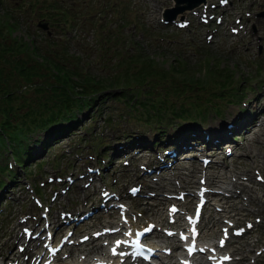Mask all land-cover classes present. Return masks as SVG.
Wrapping results in <instances>:
<instances>
[{"label":"rangeland","instance_id":"obj_1","mask_svg":"<svg viewBox=\"0 0 264 264\" xmlns=\"http://www.w3.org/2000/svg\"><path fill=\"white\" fill-rule=\"evenodd\" d=\"M42 1L45 0H40L41 4L43 3ZM104 1L105 0H55L56 4L60 6L59 8L56 4L52 3L51 0L48 1L49 5L47 7H45L46 4L40 7L37 4L33 5L32 3L34 0H5V3L2 2L3 4L1 3V5L4 9H9V11L14 13V16L18 17L17 20L20 22V26L13 35L23 37L26 41H28L31 35H33L39 46H43L48 51L50 48L55 50V54L59 55L56 57H69L71 59H68L69 65L79 71L81 70L82 73H86V69L91 70L95 75L101 74L105 76L107 71H110L109 73H111L113 70V72H116L115 70L117 69L103 67V65L101 66L103 62L115 64L121 60V66L123 67L124 62L121 59L123 56L129 57L130 54H146L151 57H155L156 62L162 64L165 69H168L172 62L176 61V59L179 60L182 58L183 60H180L179 62L182 66H187L191 62H195L197 69H200L198 71H192V74L189 75H183L179 72H170V74H168V76H170L166 81L154 86V91L159 94L162 92L161 90H163L164 87L171 89L175 84L179 87L187 86L190 78L198 79L200 81V88L187 90L188 87H186L185 89L187 91V95H180L179 99H177L178 94H176V92L171 93L170 99L172 100H181L182 102V98L188 96L190 101L194 104L205 106L206 99H213V101L219 103L220 106L223 105L222 102L227 100L228 97L234 95L236 92L229 87L225 90H220L222 93L220 91L217 93V90L214 87V82H204L205 78L207 80L215 78L218 80H227L230 78V76L226 75L221 77L213 76L211 71H209L212 67H214L217 71L222 70V67L233 71L232 78L236 82V87L241 85L240 80L242 78H246L251 82L253 81V83L254 80H258L254 84L244 82L242 86L254 87V91L259 92L255 86L258 85L262 79H264L261 78L256 71V66L259 67V69H257L259 72L263 70L262 64L259 62L260 60H258L260 58L257 55L252 56L255 55L252 54V46L250 48L248 47V50L245 49L246 46L242 47L241 41H235L234 39L236 37H232L228 31L227 34H229V37L225 36L226 25H215V20H212L210 22V26L208 27L206 24H201L196 18L192 25L190 24L184 28L176 27L172 23L166 26L162 24L160 18L163 11L173 7V0H129V3L125 2L128 4L124 5V13L126 8H129L128 10H130V12L124 15L122 19H118V16L106 12L107 10L105 8V4L103 5ZM106 1L110 3V0ZM211 1L216 4L220 3L219 0H210V2ZM232 1V6L224 7L217 5L218 11L222 12L223 9H227L226 13L231 12L233 14L231 20L236 19L237 16L238 19L242 18V22L237 23L236 27L244 25L241 32H248L246 38H256L255 33L252 31V23L259 21L257 22L258 27L264 26V19L258 18L256 20L255 16L257 11L263 9V0ZM15 6H19L21 11H16L14 9ZM108 6L110 5L108 4ZM44 7L46 10H44ZM102 8L104 10V12L102 11L103 14L106 13V16L110 18V22L108 23L105 22L106 16H103V14L100 16L102 18L98 17V14H100L98 12L99 10H102ZM215 9L210 8V12H214ZM47 10L53 12L50 18L53 20L60 18L66 20L70 17V14L67 11L73 13L71 14V18L68 20V22H71L72 24L69 27V32H66L61 24L50 30V32H52L51 35H48L46 31L39 28L38 21L40 14L46 16L45 13ZM142 11L146 14L141 15L143 14ZM219 12L217 13L219 14ZM184 15H186V18L184 19L189 18L191 21L193 20L190 12L185 13ZM6 16L7 12L5 13V11L1 9L0 20L5 19ZM90 17L94 21L91 20ZM224 19L228 25V18L224 17ZM213 25L218 27V32L220 33L218 35V32L214 33L211 42H208L207 36L209 34L207 29L211 28ZM105 29L112 30V32L115 35L117 34V36H114L111 40L106 41L102 38V35L107 32ZM259 34L262 35V32ZM153 35H160V37L156 36L153 38ZM48 36H52L53 41H49ZM246 38L242 36L243 41H247ZM1 42L7 43L6 40L0 38V43ZM100 42L103 45L104 50H101L98 47ZM134 47L136 48L134 49ZM115 48L118 49L115 51ZM102 53H105V56H100ZM1 54L2 52H0V55ZM101 59H103L102 63L100 62ZM129 61L126 62L128 63ZM120 70L121 69H119V71ZM256 92H254V94L249 93L246 102H260V106H263L264 90L263 93ZM240 105L241 104L238 106ZM238 106H231L230 108L237 110ZM103 109L104 110L101 111V114L98 115L94 121L95 126L90 120L86 122V125L87 123H91L93 135L95 133L98 135L103 133L105 135L104 138L110 141L109 139L112 126H120V128L118 127L116 129L117 135L120 136H122L124 132H130V129H132L136 133V137L142 141L139 149L144 148L140 151L146 153L144 154V157L138 158L140 154L135 156V158L131 161V165L127 167H125V165L128 159L122 162H117L114 167L109 170V172H103L102 176L96 174V183H94V185H89L87 183L90 182V179L88 178L91 174L89 167L96 164V156L94 155L96 152L92 151L93 147L89 145L88 142H84L83 138L85 137V132L83 131V128L81 129L82 131L80 130L77 132L78 134L72 135V139H65L63 143L56 146L50 151V154L44 158V165L42 169L39 167L34 169V172L32 173H34L33 175L35 177L32 176L31 178L21 180L22 185L18 188L19 190L12 193L10 196L11 201L9 202V206L0 213V257H9L15 251L11 249V243L6 242L12 231L15 233L21 232V226L18 224L21 222V217H23V215L35 212H37V215H41V212L44 213L46 211H51V215H56L57 217L60 216L61 211H68V209L72 210L75 208L82 211L83 209H86L83 203L86 196H90L89 199L93 198L92 192L96 188L101 190L103 187H109L113 188L118 193L123 191L128 194V187H130V183H134L133 185L138 183L135 179L143 173V170L138 172L136 175L134 168H137L139 163H146L148 161L146 157L151 153L150 150L153 143V136L150 131L153 130H151V127H145L143 125V120L139 121L137 117H134V112L130 111L128 106L125 105L123 101H113L109 99ZM129 112L130 114H128ZM91 135V133L88 134L89 138H91ZM262 139V142L264 143V136ZM238 141L244 144L247 143L245 137L243 136H241ZM109 145L116 148L120 146L119 143L116 144L114 142L112 144L109 143ZM165 145L164 141V144L162 143L161 145H156L154 149H156V147L161 149L165 148L167 146ZM237 145H239V143L235 142L233 147ZM257 147H261L260 151H264V146L257 145ZM146 148L149 149L147 150ZM134 152H131V154H135ZM163 152L162 150L160 151V153ZM89 153H92V155ZM234 153H236V151H234ZM234 156L235 155L232 154V157ZM249 157L251 158V156H244V158H241L239 162L243 163V161L249 160ZM136 159H138V161H135ZM179 161H181V159H179ZM184 164L186 165L185 161ZM259 165L256 167L262 171V175L264 176V167L261 165L259 167ZM241 168L244 169L245 165ZM60 169L64 171L62 174L65 178L61 181L54 178L48 183V179L56 177ZM115 177L119 179L117 180ZM32 179L36 180L33 182ZM242 179L246 178H240V183ZM72 180L77 182L71 188H67L68 183ZM86 183L89 185L87 189L83 187ZM36 184L43 186L40 197L42 199V203L38 204V206L31 198V194L33 192L32 188H35L34 185ZM115 184L118 185L117 188L114 187ZM240 185L243 186L244 184L241 183ZM262 185L264 186V183ZM262 185L258 186L257 194L254 192V194L258 195V200L254 201L250 199L247 203L245 201L248 209L252 210L254 213L248 211H243L242 213L241 211V215L237 216V219L241 218L246 220L247 218H251L255 221L256 218H260L263 220L261 224H257L255 229L252 230V233L242 238H232L231 249L234 250L235 255L241 256L243 254H248L249 257L247 261L239 264H264V188ZM161 195V193H156V197L158 198H162L160 197ZM258 197L254 196L255 199ZM95 198L98 197L96 196ZM138 199L139 197L133 198L132 200L126 199L127 201H124L123 203L124 205H133V202H136ZM150 199L160 202L155 199L153 195ZM218 199L222 200V196L218 197ZM163 200L167 199L163 198ZM242 200V198H237L234 201L237 203L236 205L240 206ZM139 205L144 208L143 202H140ZM153 208L154 204L149 206L147 210L152 211ZM212 210L213 207L206 211V218L203 220V232L209 233V228H211L210 233L214 236L216 234L217 236V233L219 234V230L217 229H219V226L223 223L220 222L218 224V218L220 217L219 215H216V217L213 216L214 213ZM222 215L226 216L225 213ZM241 219L239 221H241ZM109 220L116 221L117 218H110L106 216L97 218L96 216L95 219H91L90 222L93 224L91 226H96L99 223ZM245 220H242L241 222L243 223ZM32 221L35 223L34 220ZM239 221L238 223H240ZM212 224H215L216 226L211 227ZM212 235L210 234V236ZM30 242L32 243V240ZM93 242L95 241H89V243ZM251 244L253 246H251ZM236 245H239L240 247H237ZM260 249L262 250V253H259Z\"/></svg>","mask_w":264,"mask_h":264},{"label":"trees","instance_id":"obj_2","mask_svg":"<svg viewBox=\"0 0 264 264\" xmlns=\"http://www.w3.org/2000/svg\"><path fill=\"white\" fill-rule=\"evenodd\" d=\"M10 16L8 13L5 19L0 20V38L7 41L0 43V155L1 149L6 147V141L13 144V149L18 152L32 138L33 130L58 121L77 119L78 112L83 108H90L96 102L104 104L108 96L115 99L129 98L130 103L135 97L130 96L132 92L136 93L138 99L143 87H153L159 81H166L170 72L189 75L192 71L200 70L195 62L182 66L180 60L172 62L165 69L156 62L155 57L137 54L127 57L130 61L125 62L123 67L121 62L113 67L120 71H111L105 76L95 75L86 69L87 72L82 73L69 65V57H56L50 50L39 46L33 37L26 41L23 37L13 35L20 22ZM209 71L215 77L230 76L214 67ZM227 81L229 79L219 82L225 87ZM195 82L190 78L189 85L186 82L187 90ZM174 90L178 95L187 92L177 84ZM149 98H152L149 102H140L146 113L151 109H176L173 102L166 99L168 97L161 96L158 102L153 99V95ZM187 111L185 109L184 112Z\"/></svg>","mask_w":264,"mask_h":264},{"label":"bare ground","instance_id":"obj_3","mask_svg":"<svg viewBox=\"0 0 264 264\" xmlns=\"http://www.w3.org/2000/svg\"><path fill=\"white\" fill-rule=\"evenodd\" d=\"M259 115L260 118L254 121L250 127L244 130L245 133L248 134L247 138L249 139V142L247 143V145L239 144L233 147L231 154L235 155L233 157L234 162L236 163L239 162L241 158H244V156L246 157L251 156V158L250 157L249 158L254 163L257 162L259 163L260 157L261 156L264 157V153H261L260 151L261 147H257V145L264 146V143L262 142V138H261L262 136H264V107L260 111ZM225 141H226L225 143L227 144L229 142V138H227ZM223 146L224 144H221L219 147L215 148L214 155L216 156V159L213 160L210 164H208L206 168L197 166L195 161L189 162V164L186 165L184 164V160L181 161L177 160V163L179 165L178 169L186 168L190 172L189 174L191 177L190 183L200 184L202 181H204V183H202L203 185L206 182L209 184L212 183L215 185H219L221 190L218 191L217 193H222L223 194L222 201L225 200L226 203L228 204L227 206L231 207L233 205L228 203L231 195H240L243 192V190L246 189L245 185L243 186L240 185L241 184L239 181L240 178L244 177L256 183H261V180L254 175L253 170L233 167L231 162H228L227 160L228 157L226 155H223L224 154ZM234 151H236V153H234ZM246 161H243V163H245ZM245 167L247 166L245 165ZM207 168L212 169L210 174L207 173L206 171ZM196 172H204L205 174L204 179L197 177ZM182 181L185 180L183 179ZM153 197L159 201H163V198L156 197V194H153ZM249 197L252 200H255L254 195L250 194ZM224 210H227L226 207L224 206H221V208L218 209L219 212ZM122 214L126 215L125 212H123ZM222 221L225 220L223 219ZM12 239L13 241H8V242L10 243L12 242L14 244V237H12ZM92 241H94V239ZM30 243H31L30 241L27 243L22 242L25 249L30 248ZM86 245H89V243H87ZM212 249L214 250L217 249L215 244H209L207 246V251H211Z\"/></svg>","mask_w":264,"mask_h":264},{"label":"snow or ice","instance_id":"obj_4","mask_svg":"<svg viewBox=\"0 0 264 264\" xmlns=\"http://www.w3.org/2000/svg\"><path fill=\"white\" fill-rule=\"evenodd\" d=\"M223 2H226V0H223ZM233 31H236V30L233 29ZM258 178H260V177H258ZM262 179H264V178H262ZM201 183H203V181H202ZM133 191H136V190L133 189ZM104 195L107 196L108 194L105 193ZM172 211H173V212L176 211L175 207H173ZM247 227H248V228H252L253 225L249 224V225H247ZM24 231H25V233H28L29 230L26 228ZM110 231H118V229H111ZM146 231H148V230H146ZM243 231H244V229H239V230L236 232V234L239 235V234H241ZM169 234H171V233H169ZM69 235H71V233H69ZM227 237H228V232H227V230H225V239H227ZM84 239H87V237H85ZM182 239H187V237H182ZM124 243H125V241H122V240H120V239H116V240H115V245H116V247L111 248V251L113 252V254H117L118 249H120ZM220 244H221V246H224V240H221V241H220ZM192 251H193V249L190 248V249H189V253H191ZM119 255H124V252H123V251H120V252H119ZM229 259H230V257H228V256H225V257H224V260H225V261H227V260H229Z\"/></svg>","mask_w":264,"mask_h":264}]
</instances>
